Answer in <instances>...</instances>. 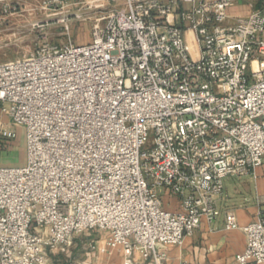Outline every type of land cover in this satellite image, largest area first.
Returning <instances> with one entry per match:
<instances>
[{
  "label": "built area",
  "instance_id": "2783aa9c",
  "mask_svg": "<svg viewBox=\"0 0 264 264\" xmlns=\"http://www.w3.org/2000/svg\"><path fill=\"white\" fill-rule=\"evenodd\" d=\"M240 1L124 0L89 43L0 63V140L23 128L26 155L0 166V264H48L92 232L162 264L220 215L224 180L264 164V0L231 14ZM241 229L236 264H264V203Z\"/></svg>",
  "mask_w": 264,
  "mask_h": 264
},
{
  "label": "crops",
  "instance_id": "0c3cea01",
  "mask_svg": "<svg viewBox=\"0 0 264 264\" xmlns=\"http://www.w3.org/2000/svg\"><path fill=\"white\" fill-rule=\"evenodd\" d=\"M101 8H109L104 0H92ZM261 0H241L229 12L233 15L246 14L259 6ZM80 2L61 7L48 0H20L11 8H73ZM0 8L2 6L0 5ZM165 208L176 211L178 200L166 195ZM264 203V164L245 177H228L224 180V190L216 204L220 215L201 225L190 236H186L180 246H166L162 249L165 259L162 264H236V257L246 246V235L241 228L254 222ZM232 214L240 229L226 230L225 222ZM107 234L104 232L75 236L67 254H73L74 260L69 264H126L127 257L121 250H110L106 245ZM81 253H76L77 247ZM75 250V253H74ZM73 251V252H71ZM51 255V253H49ZM56 258V254H52ZM59 255V254H58ZM132 264H152L139 253H135ZM48 264H55L49 257Z\"/></svg>",
  "mask_w": 264,
  "mask_h": 264
},
{
  "label": "rangeland",
  "instance_id": "374dc122",
  "mask_svg": "<svg viewBox=\"0 0 264 264\" xmlns=\"http://www.w3.org/2000/svg\"><path fill=\"white\" fill-rule=\"evenodd\" d=\"M79 2L73 8H0V63L27 57L47 44L61 46L69 40L74 45L89 43L96 20L111 7L124 5V0L105 1L109 8H95L92 0ZM10 126L16 138L0 140V166H22L26 161L24 130ZM166 195L163 192L164 202ZM76 250L79 254L82 248L78 246ZM58 254L52 258V253H48V258L55 264H69L74 260L73 254Z\"/></svg>",
  "mask_w": 264,
  "mask_h": 264
}]
</instances>
